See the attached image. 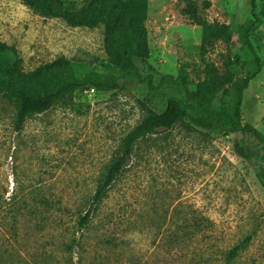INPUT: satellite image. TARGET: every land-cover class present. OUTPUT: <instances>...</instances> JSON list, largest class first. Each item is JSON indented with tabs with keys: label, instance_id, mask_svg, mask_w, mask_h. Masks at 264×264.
<instances>
[{
	"label": "rangeland",
	"instance_id": "374dc122",
	"mask_svg": "<svg viewBox=\"0 0 264 264\" xmlns=\"http://www.w3.org/2000/svg\"><path fill=\"white\" fill-rule=\"evenodd\" d=\"M197 1L200 8L211 2L207 20L233 29L231 41L206 52L207 61L223 72L234 64L244 76L243 64L255 60L246 33L259 56L261 71L244 92L242 118L264 133V3L253 10L252 0ZM183 6L185 0L149 3L150 57L137 64L156 89L132 78L115 91L77 92L30 116L20 131L14 102L0 98V264H264V187L255 172L263 168L262 146L250 133L177 124L141 139L79 230L102 174L147 107L161 110L169 96L183 94L164 78L182 68L189 80L203 75L202 27ZM0 39L18 49L28 71L60 57L81 72L113 71L103 25L73 27L21 0H0Z\"/></svg>",
	"mask_w": 264,
	"mask_h": 264
},
{
	"label": "trees",
	"instance_id": "16d2710c",
	"mask_svg": "<svg viewBox=\"0 0 264 264\" xmlns=\"http://www.w3.org/2000/svg\"><path fill=\"white\" fill-rule=\"evenodd\" d=\"M35 12L45 18H60L73 27L104 26V47L108 62L113 68L110 73L96 69L79 71L76 63L66 57L56 58L39 65L35 69L25 70L23 58L18 49L0 39V98H9L16 107L15 128H24L30 116L44 113L59 102L72 98L77 92L95 89L110 92L121 89L123 80L135 78L153 85L152 76H143L137 61L146 63L150 57V45L146 21L150 0H21ZM264 0H252L253 10ZM211 4L206 2V7ZM197 0H185L181 11L198 26L202 27L201 57L205 63L196 81L188 79L186 69L174 78L166 76L172 83L179 84L182 95H171L161 110L147 107V114L123 139L120 151L113 157L101 176L90 205L80 216L79 230L92 220L98 206L119 175L130 163L136 144L149 135L169 130L177 124L186 127L218 132H242L252 134L262 146L259 158L263 166L256 168V176L264 187V133L251 123H244L242 103L244 92L250 82L261 71L259 56L253 45L255 60L243 64L246 74L243 76L238 66L226 64L221 71L215 63L205 59L206 52L220 41H231L233 29L230 24L207 20L204 10ZM237 58L239 56H236ZM219 99V105L214 103ZM238 153L251 160L252 155L239 143ZM250 237L246 239L249 240ZM245 243L237 244L230 251L234 259Z\"/></svg>",
	"mask_w": 264,
	"mask_h": 264
},
{
	"label": "built area",
	"instance_id": "2783aa9c",
	"mask_svg": "<svg viewBox=\"0 0 264 264\" xmlns=\"http://www.w3.org/2000/svg\"><path fill=\"white\" fill-rule=\"evenodd\" d=\"M92 90H94V89H92Z\"/></svg>",
	"mask_w": 264,
	"mask_h": 264
}]
</instances>
